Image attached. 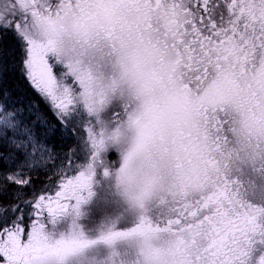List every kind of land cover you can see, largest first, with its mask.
<instances>
[{"label":"snow or ice","instance_id":"1","mask_svg":"<svg viewBox=\"0 0 264 264\" xmlns=\"http://www.w3.org/2000/svg\"><path fill=\"white\" fill-rule=\"evenodd\" d=\"M65 21L81 37L71 61L59 57L54 40L35 38L42 25L55 33ZM93 29L105 41L126 33L154 54L163 45L175 57L171 71L185 81V92L199 91L214 77L186 146L202 153L206 169H216L212 186L180 204L167 226L205 228L209 264H251L254 245L264 244V206L243 199L239 181L219 170L216 154L221 141L227 143L221 136L226 121L208 106L223 101L242 80L248 82L245 103L253 115L264 103V0H0V264H30L41 250L40 228L86 203L98 169L105 168L102 119L115 126L125 113L119 103L108 106L116 90L114 83L104 86L111 53L89 44ZM150 33L159 39L145 40ZM31 89L50 105L58 124L46 119ZM81 131L87 139H76L87 150L86 163L76 166L75 175L58 170V190H38L35 178L61 155L50 141ZM75 157L71 151L62 159L70 166Z\"/></svg>","mask_w":264,"mask_h":264},{"label":"clouds","instance_id":"2","mask_svg":"<svg viewBox=\"0 0 264 264\" xmlns=\"http://www.w3.org/2000/svg\"><path fill=\"white\" fill-rule=\"evenodd\" d=\"M149 37L153 43L159 39L155 33L146 34L145 40ZM35 38L54 40L59 57L66 61L75 57L73 49H78L81 40L70 21L55 33L42 25ZM87 40L111 53L104 86L114 83L116 90L108 106L119 103L125 113L115 126L102 119L99 136L106 161L103 179L121 210L105 215L89 231L79 223L81 206L53 218L40 228L41 250L30 264H209L205 228L173 230L167 225L175 220L180 204L198 199L212 186L210 179L216 169H206L202 153L186 150V146L193 129L199 127L200 99L214 77L199 91L185 92V81L171 71L175 57L163 45L161 54H154L126 33L117 31L112 40L105 41L95 29ZM247 88L248 82L242 80L223 101L208 106L226 121L221 136H227V143L221 141L216 158L222 174L234 179L246 169L264 175V103L253 115L245 103ZM260 96L264 99V91ZM110 151L118 157L111 163L107 158ZM239 184L241 197L246 199L254 185L247 181ZM185 223L196 222L187 219ZM140 225L144 228L133 231ZM116 232L126 234L108 239ZM261 257L264 253L256 264Z\"/></svg>","mask_w":264,"mask_h":264},{"label":"rangeland","instance_id":"3","mask_svg":"<svg viewBox=\"0 0 264 264\" xmlns=\"http://www.w3.org/2000/svg\"><path fill=\"white\" fill-rule=\"evenodd\" d=\"M41 98V97H39ZM42 99V98H41ZM43 102V99H42ZM44 103V102H43ZM44 105L47 107L46 109V113L48 115V117H50V121H53L55 124L59 123V121L56 118L55 112L51 109L50 105H47L44 103ZM76 135H82L84 137V139H87V133L86 131H81V133L78 134H74L72 136L69 137H61L59 139V136L57 138L58 141H70L71 139L74 140L76 142V144H78V150L76 152V160H74V163L72 165H66L67 160H63L62 156L64 153H69V152H63L60 161H63V165H57L52 168L54 173L57 174L58 170L60 172H62L65 175H75L76 174V166L77 165H81L86 163V159H85V153H86V149L81 150L82 148V144L80 142H78V140L76 139ZM107 158H108V162L111 163L112 161H116L117 160V153L110 151L107 154ZM65 163V165H64ZM48 169L50 170L51 167L50 165H48ZM101 176H103V170L102 169H98L97 175L94 177V182L93 185H97L96 188L92 187L91 191L93 193V195L88 199L91 200V202L89 204H94L92 206V208H88L86 211V207L89 205L86 203H83L81 205V212L83 213L82 218L79 220V223L83 226L85 231H89V229H91L92 227L98 226L102 220V218L105 215L108 214H112L114 212H117L119 210H121V205L118 201L117 197H112L110 196V194H103L102 192V188L109 186L105 183H108L107 181H105L103 178H101ZM238 181H247L251 184L254 185V187L252 188L250 194H248L246 196V199L255 204L259 205V206H264V184H261L260 181L264 180V175L261 174H257L256 172H254L252 169H246L244 170V172L240 175H238L237 177ZM60 179V176L58 175V177H56V179H54V181L51 183V181L49 183H47L46 185H50L49 188H51L52 190H58L57 188H55L54 186L58 185V181ZM260 180V181H258ZM109 184V183H108ZM94 188V189H93ZM93 189V190H92ZM95 195H98L99 197L102 198H108L113 204L118 203V209L117 211L114 208L113 204H110L109 201L105 202L104 204L102 203L101 199H96ZM112 199H115L116 202H113ZM85 205V206H83ZM96 217L94 220L92 219L93 217ZM129 218H131V215L129 214ZM92 219V220H90ZM90 220V221H89ZM95 228H93L94 230ZM262 245V244H259ZM258 249H256L257 251ZM255 249H253L252 254H251V264H256L255 262V257L258 255V253H254Z\"/></svg>","mask_w":264,"mask_h":264},{"label":"bare ground","instance_id":"4","mask_svg":"<svg viewBox=\"0 0 264 264\" xmlns=\"http://www.w3.org/2000/svg\"><path fill=\"white\" fill-rule=\"evenodd\" d=\"M58 137H56L57 139ZM61 137H59L60 139ZM61 146L66 147V150H64V152H71V151H75L76 150V146L72 141H60ZM53 169L47 170L46 171V176H42L39 175L38 177L35 178V180H37V185L40 187H43V185L49 183L51 181V183L54 181V179H56L55 177H52L54 175ZM52 173V174H51ZM48 177H51V179L49 180ZM44 182V184L41 183Z\"/></svg>","mask_w":264,"mask_h":264},{"label":"trees","instance_id":"5","mask_svg":"<svg viewBox=\"0 0 264 264\" xmlns=\"http://www.w3.org/2000/svg\"><path fill=\"white\" fill-rule=\"evenodd\" d=\"M50 144H51V146L53 147V149H54L55 152L61 154V155L58 156L56 159H54V160H52V161L49 162L48 165H50V167H51V169H52V168H54V167L56 166L57 163H58L57 165H59V166H60V165H63V161L61 162L60 159H61L62 153L64 152V150H66V147L61 146V143L58 142V140H57L56 138L53 139V140H51V141H50ZM48 170H49V169H48ZM51 172H52V171H51ZM52 173H54V171H53ZM52 173H51V174H52ZM54 174H55V173H54ZM39 175L46 176L47 174H46V171H41ZM41 183H43V182L41 181ZM35 187H36L37 189L39 188V186L37 185V180H35Z\"/></svg>","mask_w":264,"mask_h":264}]
</instances>
